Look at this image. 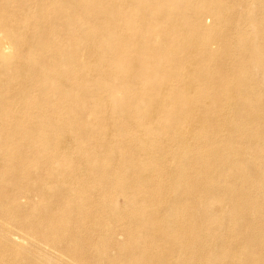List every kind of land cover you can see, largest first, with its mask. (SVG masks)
Wrapping results in <instances>:
<instances>
[{"label":"rangeland","instance_id":"374dc122","mask_svg":"<svg viewBox=\"0 0 264 264\" xmlns=\"http://www.w3.org/2000/svg\"><path fill=\"white\" fill-rule=\"evenodd\" d=\"M5 1L8 7L11 6L8 13H14L13 17L18 15L17 22L14 18L13 23L21 27L27 21L28 28L24 25L16 33L22 38L21 49L16 54L15 50L12 51L6 61L7 70H2L1 74L6 79V85H14L9 91L16 96L13 97L14 104L10 99L11 106L1 113L4 121L0 124V168L3 161H18L29 172L57 176L61 203L59 222L33 219L25 211L27 204L23 199L9 198V187H5L7 181L0 177V252L6 257L18 258L21 264H96L91 256L101 242L93 240V237L96 238L93 231L85 230L75 222H92L91 214L98 212L95 221L100 217L99 222H108L110 228L119 231L122 225L131 222V216L147 212L145 206L134 207L125 203V196L136 197L134 191L123 194L119 189L132 180L128 178L134 172L135 164L149 161L148 157L134 151L144 143H133L140 140L141 136L137 133L149 126L142 124L139 130L125 128V131H115V125L123 123L124 117L112 106L122 107L126 104L131 114L141 115L145 110L135 109L132 101L149 87L167 86L168 90L179 95L184 90L186 84L183 81L189 72L199 76L215 70V64L204 62L200 51L203 46L213 51L217 59H226L229 68L242 76L240 80L246 81L249 89L257 87V83L264 90V73H259L255 65L257 56L264 59V0H72L68 11L65 9L66 0ZM18 2V5L14 4ZM17 10L19 14L13 12ZM143 10L145 12L140 15ZM220 13L222 19L227 21L228 28L231 27L226 53L213 27L212 14L220 16ZM257 30H263V33H257ZM261 34L263 38H260ZM4 38L6 35L2 40ZM36 40L42 42V48L37 46ZM258 42L262 44L260 48L255 46ZM58 50L59 54L55 55ZM88 51L92 54L86 53ZM69 54L75 60L70 59ZM44 57H47L46 61ZM84 70L86 75L83 78L80 72ZM129 73L133 74L134 81L132 78L123 81L121 77ZM170 74L173 76L170 77ZM23 83L31 84V88L18 96L20 91L17 88ZM235 84H229L225 92H234ZM214 89L221 92V84L201 86L198 96L207 98L209 91ZM10 92L4 91L2 99L12 97ZM57 96L59 102L55 99ZM232 96L239 97L235 93ZM255 97L244 93L241 100L249 104ZM236 99L232 98L233 101ZM151 100L154 104L158 102L153 98ZM159 102L164 105L169 103L165 98ZM11 110L15 112L13 118L9 115ZM233 110L234 107L229 108V121L218 132L217 129H205L203 123L188 125L182 119L174 126L164 127L162 131L190 134L188 144L191 142L192 145L195 137H201L204 140L202 155L210 166L208 171L214 175L212 187L221 189L224 195L230 193L229 196H237L238 193L247 196L250 202L260 200L264 203V174L262 181L254 185L255 177L248 172L251 165H264V157L256 159L258 151H262L259 154L264 156V148L251 149L240 137L248 128L263 125L248 119L251 111H243L242 117L238 118ZM167 112V109L161 111L163 114ZM180 116H199L207 121L214 118L215 113L197 101L193 110L181 109ZM38 120H45L53 126L49 140H44L43 124L39 122L41 127L34 124ZM230 125L238 128L236 134L228 131ZM198 131H202L201 135L195 136ZM106 143H109V147L104 150ZM184 151L187 152V149ZM112 159L126 167L122 171L116 170L117 164L114 166L110 162ZM128 159L132 160L129 166ZM185 167L190 169L186 163ZM190 172L191 169L188 170ZM193 177L197 179L195 174ZM186 190L196 191V184L191 182ZM136 195L142 196L143 193L137 191ZM252 195L261 196L252 198ZM94 199L101 204L97 206ZM247 199L237 208L225 207V212L220 201L209 206V212L220 215L223 222L217 241L226 237L246 238V234L252 231L264 234V215L246 208ZM76 204L86 209L85 214L74 210ZM102 206L104 210L99 211ZM232 210L241 211V221L251 222L250 226L246 229L234 226L230 217ZM115 212L123 215H116ZM231 226L233 231H229ZM190 237L189 234L186 236L187 241L190 239L189 242L196 243ZM86 238H90L92 243L88 245V240L87 244H82ZM173 238V244L179 246L181 236ZM216 240L210 242L208 249L215 245ZM243 244H246L245 239ZM260 247L259 244L253 247L244 245L240 252L251 249L259 256ZM106 248L112 251L108 243ZM184 252L193 257V264H203L198 259L196 261V257L202 254L196 244ZM240 258L246 262L249 256Z\"/></svg>","mask_w":264,"mask_h":264},{"label":"bare ground","instance_id":"6f19581e","mask_svg":"<svg viewBox=\"0 0 264 264\" xmlns=\"http://www.w3.org/2000/svg\"><path fill=\"white\" fill-rule=\"evenodd\" d=\"M214 1L221 2L223 0ZM71 2L72 0H66L65 9L67 11L70 9ZM8 4L11 5L12 3L8 2ZM14 4L18 5L19 2ZM35 4L38 5L36 2ZM10 7L11 6H7V2L5 0H0V11L3 12L0 13V28L2 31L4 30L3 32L0 31L2 34H0L1 125L4 121L1 113L11 106L10 99H12V103L14 104L13 97L16 96V94L9 91L14 88V85H6V79L1 74H3V71L7 70L5 67L7 66L6 61L11 57L12 51L15 50L14 53L16 54L21 49L22 38L17 36L16 33L22 26L27 25L26 21V23L24 25L22 24L21 27L17 24L19 26V28H17L18 26L14 24V18L17 22L16 17L18 15L13 17L14 13L12 14L11 11H9V13H11L9 17L8 8ZM21 7L22 6H20V8ZM18 8L19 6L17 9ZM38 9L39 7L37 6L36 11H38ZM13 12L16 14L18 10ZM122 12L126 13L125 10ZM144 12L145 11L143 10L140 15H142ZM224 13H226V11H224ZM212 18L214 30L217 32L216 34L219 37L218 41L221 43L220 46L226 53L229 50L227 40L230 37L231 27L228 28L227 21L222 19L221 13L220 16L212 14ZM26 28H28V25ZM257 33H263V30H257ZM4 35H6V38L2 40ZM263 37L261 34L260 38ZM12 42H14V45ZM258 43H256L255 46L260 48L262 44L260 42ZM36 44L40 48L42 42L40 40H36ZM138 47L137 49L139 50ZM200 51L205 63L212 62V64L216 65L215 70L207 75L202 74L199 76L192 74V71L189 72V75H187L183 81V83L186 84H184V90L180 92L179 95L178 92L174 93L171 90H168L167 86L160 85L158 87H149L146 89V92L143 91L132 101L134 102L133 107L135 109L145 110V113L141 115L131 114L129 106L126 104L122 107H120V105L112 106V109L122 113L124 117L123 123H117L118 126L115 125V131H125V128L129 130H139V126L142 124H147L149 126L147 129H145V131L138 132L137 134L141 136L140 140L133 142L134 144L137 143L138 145L144 143V145H141V148L134 151L136 154H140L143 157H148L149 161L135 164V174L133 172L128 178H132V180H129L127 184H123L119 189L123 194H129L130 192L128 191L130 190L134 191L136 194L137 191L142 192V196L134 194L136 196L134 199L125 196L127 198L125 203L131 204L134 207H139L140 205H142V207L145 206L144 208L147 209V212L144 215H135L134 217L131 216V222L124 224V226L122 225L119 231L116 228H110L108 222H99L98 220L100 217H98V219L95 221V218L99 216L98 212H96L97 215L96 213L91 214L92 222H75L82 225L83 229L93 231L96 236V238L93 237V240L101 242L98 245L99 247L96 249V253L91 256V260L96 264H105V262L106 264H193V257L189 256L188 253L184 251L191 250L194 244H196L198 249L202 252V254L196 257V261L198 259L199 262L203 264H264V249H262L264 246V234H261V232H249L246 234V238L245 236H243V238L226 237L224 240H216L220 238L218 235H220L222 232L223 222H221L220 215L219 217L218 214L215 215L209 212V206L215 201H220L222 203V209L225 212V207H233L234 209L237 208V206L242 205L245 198L247 199V196L239 195L237 192V196H229L230 193L224 195L221 193V189H215V187H212L213 185L211 184V180L214 178V175L208 171L210 166L205 163L206 157L202 155L204 140H202L201 137H195V142L192 145L191 142L188 144L189 138L191 137L190 134L186 135L180 132L166 133L162 131L164 127L174 126L178 120L182 119L183 121H187L189 123L188 125L197 126V124L201 125L203 123L206 126L205 129L210 131L211 129L213 131L217 129L218 132L224 127V124L229 121V108L234 107L233 114L236 117L241 118L243 111H251L248 119L263 125L260 128H248L246 131H243L240 136L242 140L247 142V146L251 149H257L261 146L264 148V90L257 83V87L249 89L247 82L240 80V77L242 76L240 74L238 76L237 71H234L233 68H229V64L226 59H217L213 51H211L209 48H206V46H203ZM86 53H89V51ZM58 54L59 50L55 52V55ZM89 54H92L91 51ZM68 57L70 59H74V57H71V54H69ZM46 58L47 57H44L43 60ZM255 65L257 71L263 74L264 59H261L259 56H257ZM85 72V70L80 72V75L83 76V78L86 75ZM131 73L134 74V72ZM131 73L121 77L122 80L125 81L128 78H132L134 81L132 76L133 74ZM151 74L152 73H150V75ZM222 74H224L223 78H221ZM172 76L173 74H170V77ZM206 84L211 86H219L221 84V92H218L214 89L213 91H209V97L200 98L198 93L201 91V86ZM229 84L236 85L234 92H225ZM18 87L20 88L19 89L16 87L20 91L18 96H22L24 91L27 93L26 89L31 88V84L24 85L23 83ZM4 91L12 93V97H7V100L2 99V93ZM234 93L239 97H233L232 95ZM244 93L246 95H255V100H251L249 104H245L244 101L241 100V97ZM151 98L158 100V102L154 104ZM164 98L169 101L168 105H164L159 102ZM232 98L237 99L233 101ZM55 99L59 102V96H57ZM197 101H200L208 106V108H211V110H213L215 113V117L207 121H203L199 116H180L181 109L191 111L195 108ZM105 104L107 103H104V105ZM165 109H167L169 112L165 114H163L164 112L161 113V111ZM9 115L10 118H13L15 116V112H12L11 110ZM39 122L43 124V129L45 131L44 140H49L51 138V131H54L52 130L53 126H51L49 122H46L45 120H38L34 124L38 127H41ZM227 129L230 133L235 134L237 133L236 131H238V128H235L233 125L228 126ZM147 131L150 133H147ZM198 132L199 133H196L195 136L201 135L202 131ZM108 147L109 143H106L103 148L106 150ZM182 148L187 149V152H185L184 149L181 150ZM1 149L2 148L0 146V150ZM259 152L262 151L256 152V159L264 157L262 154H259ZM0 158L2 159L1 156ZM191 158H193V160ZM111 161L114 166L117 164L116 170L122 171L126 167L124 164L122 167V165L115 159L110 160V162ZM131 162L132 160L128 159V166L131 164ZM185 163L186 165H189L191 169L190 173H188V170H190L189 168L187 170V167H185L186 171L184 170ZM249 167L250 170L248 169V172L251 174V176L255 177V182L254 180L253 182L254 185H256L259 180L262 181L264 165L257 163ZM24 169L25 167L19 164L18 161L10 163L3 161V166L0 168V177H3V179L7 181L5 187H9V189H7L9 198H17L18 200L23 199L24 203L27 204V207H24V209L30 214V216H32L33 219H39L42 222H59V203L61 202L59 201V186L57 185L56 179L57 176L49 177L34 172H29L28 170ZM192 171L195 172L194 174L197 176L196 180H194V174ZM133 181L134 185L132 184ZM191 182L196 184L197 190L185 191V188L188 187ZM242 184H245L244 180ZM245 193L247 194L246 191ZM253 196L255 198H259L261 195H252V198H254ZM94 200L96 201L98 199ZM96 202L97 206L101 204L100 201ZM245 204H248L246 205V208L250 207V209H255V211L257 210L262 215H264V203L260 202V200H253V202H250L247 199ZM101 208L102 209L99 211L104 210L103 206ZM74 210L76 212L79 211L81 215L85 214L86 212V209L83 208V206H78L77 204L74 206ZM124 210L126 211L127 209L124 208ZM230 213V217L234 222V226H240L241 228L245 229L250 226L251 222L241 221L243 216L241 211L232 210ZM115 214L119 215L120 212H115ZM220 214L222 216L224 215L222 213ZM120 215L122 216L123 214L121 213ZM257 218L261 219V217ZM208 222L209 225H207ZM229 231H233L232 226ZM188 234L191 236V240L196 241V243L189 242L190 239L187 241L186 236H188ZM176 235H179L182 238L179 246L173 244L172 241L174 239L173 236ZM244 239L246 244H243ZM213 240H216L217 242L212 248L208 249L210 242ZM90 242V238L82 240V244L88 243L89 245ZM107 243L108 246H110L109 249L111 250L112 248L114 254L112 251H109L106 248ZM256 244L261 246L259 248L261 249L259 256H257V252H255V250L251 251V249L240 252L241 247L244 245L253 247ZM185 253H187V255H185ZM244 255L246 257L249 256L246 262H242L240 258V256ZM0 264H21V262L14 256L6 257L0 252Z\"/></svg>","mask_w":264,"mask_h":264}]
</instances>
